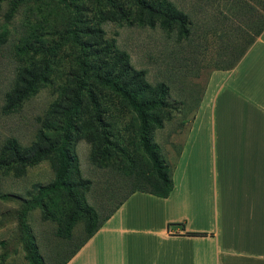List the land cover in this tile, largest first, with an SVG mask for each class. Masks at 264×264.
<instances>
[{
  "label": "rangeland",
  "instance_id": "1",
  "mask_svg": "<svg viewBox=\"0 0 264 264\" xmlns=\"http://www.w3.org/2000/svg\"><path fill=\"white\" fill-rule=\"evenodd\" d=\"M168 1L188 16L186 38L178 39L175 31L159 26H128L111 18L120 11L130 14L139 7L137 0H0V194L11 195L0 197V240L5 241L0 255L5 264H28L30 244L40 264H62L85 239V213L69 221L74 207L69 187L47 192L34 186L53 181V163L60 167L66 150L75 160L65 180L87 183L73 186V191L92 211L94 224L136 187L140 177L156 176L140 134L143 119L149 142L171 172L208 75L240 59L264 20V0ZM101 18L103 37L128 54V64L113 62L116 51L110 55L111 63L78 61L81 47L76 37L94 43L95 37L87 31ZM24 67L34 74L43 72L44 79L37 80L20 107L8 110L7 98ZM103 67L109 75L101 80ZM139 70L145 74L137 75ZM144 82L152 89H144ZM81 87L88 91L80 95L81 109L73 115L78 131L73 132L64 116L52 117L50 110L56 99L60 105L74 106V91ZM91 89L99 102L101 125L95 118ZM132 98L137 99L139 111ZM152 100L162 104L146 105ZM40 132L44 136L38 140ZM9 138L22 146L37 140L49 157L36 164H15L11 154L2 152ZM21 214L27 233L17 222ZM60 228L66 235H59Z\"/></svg>",
  "mask_w": 264,
  "mask_h": 264
},
{
  "label": "crops",
  "instance_id": "2",
  "mask_svg": "<svg viewBox=\"0 0 264 264\" xmlns=\"http://www.w3.org/2000/svg\"><path fill=\"white\" fill-rule=\"evenodd\" d=\"M166 197L134 191L66 264H264V30L210 72Z\"/></svg>",
  "mask_w": 264,
  "mask_h": 264
},
{
  "label": "trees",
  "instance_id": "3",
  "mask_svg": "<svg viewBox=\"0 0 264 264\" xmlns=\"http://www.w3.org/2000/svg\"><path fill=\"white\" fill-rule=\"evenodd\" d=\"M139 7L135 10H132L130 14L124 13L123 11H120L117 16H112L111 18L118 21L120 24H125L128 26L138 25V26H149V27H155L159 26L162 29L173 32L175 31L177 34L178 39L186 38L189 34V27H188V16L187 14L183 13L182 11L176 10L175 6L169 2L168 0H161L158 3L148 2L146 0H137ZM153 3V4H152ZM79 21V18L75 16L74 18V25L77 24ZM102 21V18L99 19L97 22L91 25V28L87 31L90 35H93L95 37V42L89 44L88 42H85V40H81L80 36H77V40L79 38V45L81 47L80 54L81 57L78 59V61L82 64L86 63V60L88 64H107L110 62V55H113L116 51V56L113 55V62L116 64H128V54L125 51L119 52L117 49H115L114 44L112 41L107 40L103 37V30L100 28L99 23ZM96 26L97 31L92 30V27ZM82 31L87 30V28L83 27L81 28ZM264 30V20L261 23V26L259 30L257 31L256 35L257 37L260 35V33ZM254 38L250 39L247 48H249L254 43ZM247 50V49H246ZM246 50L244 49L240 53V59L241 57L246 53ZM242 54V55H241ZM240 59H236L233 61V63L229 64L228 67H219V68H232L236 62H238ZM106 67H103L101 70L104 71L105 74L101 75V80L107 78L109 75L108 71H105ZM139 76H143L145 74V70H139L135 72ZM43 77V72H38L37 74H34L33 69L30 67H24L20 70L18 73V76L15 81V87L12 90V93L8 96L6 101V109L8 110H14L21 106V104L30 96L32 89L35 87L37 80H39ZM81 84H84V80H79ZM115 86V84H112ZM144 89L145 86L148 88H151L150 85L146 82L143 84ZM142 86V87H143ZM160 87L163 86V84L158 85ZM86 90L85 87H81L77 90H75L74 96L75 99V105L70 106L68 108L66 105L61 104L60 101L57 99L52 103L50 112L53 114L52 117H56L58 115H62L66 119V125L68 127L69 131L77 132L78 126L73 122V115H75L80 109H81V99L80 95ZM89 93L91 94L92 103L94 104L95 110L97 111V114L95 116L96 120L99 121V125H101L102 118L99 114V102H97V99L94 95L93 90H89ZM63 94L60 92L59 97H62ZM132 106L133 108L136 107L139 108V104L136 98H132ZM146 105H149L151 108H155L158 104H162V100H152L145 102ZM138 110V109H137ZM61 111V112H60ZM139 111V110H138ZM157 123H159L158 119H154ZM146 125H145V123ZM49 128H51V125H49ZM55 129V128H54ZM56 130V129H55ZM147 131H148V124L143 119L142 123H140V134L145 139L144 147L146 151L149 153V155L153 159V166L152 168L155 170L156 176L153 179L150 178H142L139 179V183L136 185L135 188H133L127 195L123 197V199L104 217V219L98 223L94 224L92 222V216L93 213L91 210H87V205L85 202H83V198L75 194L73 191V186L75 187H85L87 183L85 181L79 180V182H67L65 180V176L71 170L70 168H73L72 162L75 160L71 154L68 152V150L65 151V153L61 154L60 158V167L56 168V164H54V179L48 186H41L39 184H35V187H45L43 188L45 191L49 192V190H56L61 185H66L69 187V196L71 201L73 202V210L71 215L69 216V221H72L75 219L76 215L79 212H84L86 215V224H85V230H86V236L83 242L63 261L62 264H66V262L86 243V241L94 235V233L99 229V227L103 224L106 219L112 215L116 209L124 202V200L128 197V195L134 191H144L149 192L151 194L160 196V197H166L170 194L172 188H173V181L171 172L168 169V166L161 161L156 153H155V145L150 143L147 137ZM40 138L38 137V140L43 138V133H39ZM144 149V150H145ZM2 152L11 154L12 159H15V164H36L39 161H41L44 158L49 157V152L42 150L41 146H39L37 140L34 141L29 146H22L17 143L16 138H9L6 140L4 145L2 146ZM19 164V165H21ZM19 165L16 166V168L19 167ZM23 167V166H22ZM20 172V170H19ZM18 172V173H19ZM142 180V181H141ZM81 181V182H80ZM48 187V188H47ZM74 187V188H75ZM9 194H0V197H10ZM83 206V207H82ZM85 207V208H84ZM89 209V208H88ZM19 228L21 231L27 233L26 226H24L23 223V217L22 214L17 216ZM59 235L63 236L66 235V232L62 230V228L58 229ZM68 234V233H67ZM0 244L2 246L5 245L4 240H0ZM30 258L28 260V264H40L39 263V257H37V253L35 248L33 247V244H30ZM0 264H5V259L3 255H0Z\"/></svg>",
  "mask_w": 264,
  "mask_h": 264
}]
</instances>
